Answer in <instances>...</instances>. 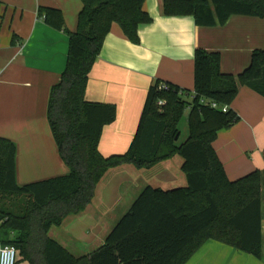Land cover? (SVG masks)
<instances>
[{
	"label": "trees",
	"instance_id": "obj_1",
	"mask_svg": "<svg viewBox=\"0 0 264 264\" xmlns=\"http://www.w3.org/2000/svg\"><path fill=\"white\" fill-rule=\"evenodd\" d=\"M82 3L75 32L67 30L62 11H38L69 38L67 67L51 90L48 121L70 173L20 186L17 145L0 137V248L14 246L17 264H186L212 239L264 263V170L231 181L213 146L221 130L240 120L231 109L240 86L264 98V51H254L250 66L234 76L221 71L219 52L198 48L194 92L155 81L130 148L105 157L99 145L104 128L117 120V108L86 100L90 75L113 24L139 44L140 27L153 20L145 0ZM162 8L168 17L191 16L200 27L223 26L234 15L264 18V0H163ZM187 110L189 137L178 146ZM175 156L183 160L187 186H147L99 248L75 256L49 236L53 227L89 209L110 170L152 169Z\"/></svg>",
	"mask_w": 264,
	"mask_h": 264
},
{
	"label": "crops",
	"instance_id": "obj_2",
	"mask_svg": "<svg viewBox=\"0 0 264 264\" xmlns=\"http://www.w3.org/2000/svg\"><path fill=\"white\" fill-rule=\"evenodd\" d=\"M162 1L145 0L144 10L153 21L140 27L139 44L113 24L90 75L86 100L117 108V120L104 128L99 145L105 157L123 155L130 148L155 81L194 92L198 48L219 52L221 71L234 76L249 66L254 50H264V18L234 15L223 26L200 27L191 16H165ZM0 5V137L17 145V182L23 186L66 176L70 170L53 138L48 102L67 67L69 38L49 27L38 11L41 7L62 11L67 30L75 32L82 0H0ZM231 109L240 120L221 130L213 146L228 178L236 181L264 170V98L240 86ZM168 162L155 168L163 170ZM162 183L164 190L179 187L175 177ZM121 200L115 199L114 207ZM90 209L69 217L70 238L82 243L102 238ZM186 264L264 263L211 239Z\"/></svg>",
	"mask_w": 264,
	"mask_h": 264
},
{
	"label": "rangeland",
	"instance_id": "obj_3",
	"mask_svg": "<svg viewBox=\"0 0 264 264\" xmlns=\"http://www.w3.org/2000/svg\"><path fill=\"white\" fill-rule=\"evenodd\" d=\"M188 116L189 110L185 112V115L179 123L181 136L179 138V141L177 142L178 146L182 145L189 137ZM182 164V158L180 156H175L163 166L165 167L163 170H160L161 168L139 169L134 166H127L120 169L110 170L100 182L96 198L91 205L92 210L90 209L89 211V213L94 214L95 218L98 220L101 226L102 238L93 239L91 243H82V239L70 238L72 237L71 229H69L68 231L67 228V225L70 222L69 218H67L61 226L53 227L49 231V236L60 243L64 248H66L75 256H83L91 253L93 250L103 245L108 233L117 224V222L130 210L136 198L147 186L164 189L166 187H164L165 184H163L162 182L175 177L178 182V188L186 187L187 180L181 170ZM116 182H118L119 184L115 185ZM118 198H122V203L117 207H114V200ZM19 264L29 263L21 262Z\"/></svg>",
	"mask_w": 264,
	"mask_h": 264
},
{
	"label": "built area",
	"instance_id": "obj_4",
	"mask_svg": "<svg viewBox=\"0 0 264 264\" xmlns=\"http://www.w3.org/2000/svg\"><path fill=\"white\" fill-rule=\"evenodd\" d=\"M165 88V87H164ZM214 108H217V104H212ZM228 108H223L224 112H227ZM19 260V253L14 246L3 245L0 248V264H17Z\"/></svg>",
	"mask_w": 264,
	"mask_h": 264
}]
</instances>
